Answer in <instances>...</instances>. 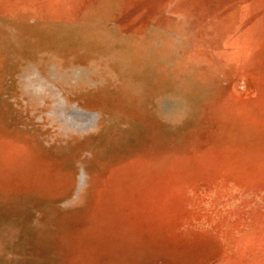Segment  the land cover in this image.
<instances>
[{"label":"rangeland","instance_id":"1","mask_svg":"<svg viewBox=\"0 0 264 264\" xmlns=\"http://www.w3.org/2000/svg\"><path fill=\"white\" fill-rule=\"evenodd\" d=\"M0 264H264V0H0Z\"/></svg>","mask_w":264,"mask_h":264}]
</instances>
